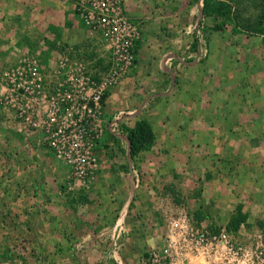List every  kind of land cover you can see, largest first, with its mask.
I'll return each instance as SVG.
<instances>
[{
    "label": "rangeland",
    "instance_id": "obj_1",
    "mask_svg": "<svg viewBox=\"0 0 264 264\" xmlns=\"http://www.w3.org/2000/svg\"><path fill=\"white\" fill-rule=\"evenodd\" d=\"M219 1L214 19L201 0H0V264H264L263 0ZM119 110L154 132L133 158ZM20 162L55 204H12Z\"/></svg>",
    "mask_w": 264,
    "mask_h": 264
},
{
    "label": "trees",
    "instance_id": "obj_2",
    "mask_svg": "<svg viewBox=\"0 0 264 264\" xmlns=\"http://www.w3.org/2000/svg\"><path fill=\"white\" fill-rule=\"evenodd\" d=\"M225 8V4L219 0H201V9L204 14L212 16L214 19ZM217 29H221L222 25H214ZM251 31L261 34L264 40V0L261 3V9L250 26ZM121 129L124 131L127 138V151L131 158L136 156L140 151L147 149L153 142L154 132L151 125L145 118H137L131 125H122ZM244 220V215L237 206L233 214L228 219L227 227L229 229H236L238 223Z\"/></svg>",
    "mask_w": 264,
    "mask_h": 264
},
{
    "label": "built area",
    "instance_id": "obj_3",
    "mask_svg": "<svg viewBox=\"0 0 264 264\" xmlns=\"http://www.w3.org/2000/svg\"><path fill=\"white\" fill-rule=\"evenodd\" d=\"M116 32L115 30V25L114 23L110 24V27L107 30V33H109V35H113ZM125 42H122L121 48L118 47L116 48V56L119 59H123V62L125 64H128L130 61V55L128 54L129 52V46L127 44V38L124 39ZM123 50V52H122ZM118 51V52H117ZM112 73H117V71L113 70ZM90 85L92 86L91 91L89 92V94L87 95L88 98H85L81 95V105L82 107H84V111H85V117L83 118V121H91L92 119H94L95 117L98 116L99 114V107H100V101H101V94H102V86L95 84V82L93 80H91ZM125 116L124 112L122 110L117 111V113L113 116V118L108 122L107 124V128L108 130L115 136H119L122 137L125 141L126 144V152H127V138L126 135L124 133V131H121L118 129L117 127V122H119L123 117ZM49 142L54 145V139H50ZM77 144L75 142H72L71 145H68V149H70L72 146H76ZM62 146L59 147V149L57 148V152L62 151L63 153H65L66 155L68 153H66L64 150H61ZM87 150L85 151L84 154V158H85V162L87 163V165H91L93 162V157H91L90 155L87 154ZM74 168L75 170L78 171H82V167H81V163L78 160H74Z\"/></svg>",
    "mask_w": 264,
    "mask_h": 264
},
{
    "label": "crops",
    "instance_id": "obj_4",
    "mask_svg": "<svg viewBox=\"0 0 264 264\" xmlns=\"http://www.w3.org/2000/svg\"><path fill=\"white\" fill-rule=\"evenodd\" d=\"M55 9L52 11V13H55ZM6 130V129H5ZM12 133V132H10ZM14 141H18L21 142L23 141L21 139V134L16 135ZM17 148L22 149L23 148L21 146H17ZM24 151V150H23ZM37 171V168H34V166H32V164L26 165L24 164V162H20L19 165L18 163L16 165H14L13 167L10 168L9 170V174L4 176H1V181L2 183L6 184V189L8 190L9 187H11V189L13 191H15V193L12 192V199L13 205H21L22 204V197H23V191L26 190V192H28L30 194V196L33 197L32 194L35 195V193L40 194L42 197V200H46V196L42 194V190L40 189V184L38 181H36L33 176L35 174V172ZM54 193V191H53ZM10 197V196H9ZM33 201V198H31ZM6 200V198H5ZM58 200V198L55 197H50V199L46 200V202L50 203H56L55 201ZM11 211V209H10ZM17 214H19V211L17 212ZM6 257H9L8 255Z\"/></svg>",
    "mask_w": 264,
    "mask_h": 264
}]
</instances>
